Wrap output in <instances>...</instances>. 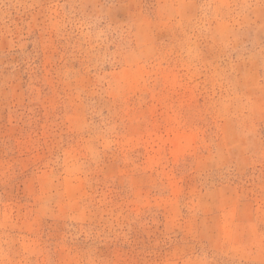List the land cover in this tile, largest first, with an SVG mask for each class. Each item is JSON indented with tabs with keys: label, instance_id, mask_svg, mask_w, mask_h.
Segmentation results:
<instances>
[{
	"label": "rangeland",
	"instance_id": "1",
	"mask_svg": "<svg viewBox=\"0 0 264 264\" xmlns=\"http://www.w3.org/2000/svg\"><path fill=\"white\" fill-rule=\"evenodd\" d=\"M0 264H264V0H0Z\"/></svg>",
	"mask_w": 264,
	"mask_h": 264
}]
</instances>
